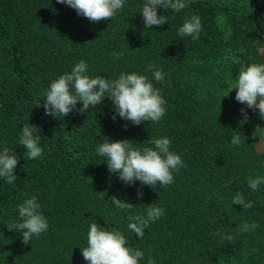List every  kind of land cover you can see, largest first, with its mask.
<instances>
[{
  "label": "trees",
  "instance_id": "1",
  "mask_svg": "<svg viewBox=\"0 0 264 264\" xmlns=\"http://www.w3.org/2000/svg\"><path fill=\"white\" fill-rule=\"evenodd\" d=\"M144 2L125 0L113 19L91 22L57 0H0V151L7 146L19 157L16 181L0 178V264H89L81 250L92 223L123 232L127 246L144 252L139 264L149 256L156 264H264V184L248 186L250 177L264 176V150L254 133L259 117L229 87L241 65L264 64V0H186L179 12L158 6L168 23L151 29L140 12ZM193 15L202 23L195 41L178 36ZM120 51L122 58L112 57ZM80 60L93 78L146 75L160 89L166 114L135 125L106 96L84 112L78 102L67 116L47 115L46 90ZM149 64L165 74L163 83L146 70ZM25 124L40 129L37 159L18 143ZM236 135L241 143L232 145ZM164 137L185 162L166 188L126 185L97 152L105 138L142 149ZM236 193L254 206L232 205ZM32 196L49 228L25 244L19 230L6 226ZM113 196L133 204L131 212L117 209ZM152 204L165 214L139 238L127 217L146 214ZM244 222L258 227L240 232ZM217 231L233 241H221Z\"/></svg>",
  "mask_w": 264,
  "mask_h": 264
},
{
  "label": "clouds",
  "instance_id": "2",
  "mask_svg": "<svg viewBox=\"0 0 264 264\" xmlns=\"http://www.w3.org/2000/svg\"><path fill=\"white\" fill-rule=\"evenodd\" d=\"M57 3L66 4L91 22H100L113 19L123 9L125 0H57ZM158 6L179 12L188 5L186 0H145L140 11L145 28L151 29L152 26L168 23L167 16L157 14ZM201 30L200 17L193 15L179 28L178 36L181 38L191 36L195 41L199 38ZM124 54L123 51L111 53L112 57L117 59L122 58ZM146 70L153 72L155 81L160 83L165 81V74L155 65H147ZM88 72L87 62L80 60L70 72L60 75L51 82L49 89L46 90L43 105L47 115L57 118L67 116L78 102L83 104L79 111L84 112L101 104L106 96L112 100L119 117L135 125L142 121L158 123L166 114V102L160 89L154 87L146 75L121 72L117 79L109 80L101 76L90 77ZM232 89L237 90L235 99L239 103L246 104L254 111L258 109L260 117L264 119V64L253 63L242 68L238 80L231 84L230 91ZM241 113L247 119V113L243 108ZM112 118L115 120L116 116ZM39 132L37 126L25 124L19 136L18 143L27 150L29 159H37L42 155ZM151 143L154 147L140 149L134 147L132 141L127 139L110 141L105 138L104 142L99 144L97 152L105 158L109 172L118 173L119 179L126 185L139 181L141 185L154 188L159 183L161 188H166L174 182L173 173H178L185 166V162L179 154L170 150V139L158 138ZM240 143L239 135L232 136V145ZM18 161L19 157L7 146L0 151V178L8 184L14 183L17 179L14 169ZM230 183L231 181H227L224 186L227 187ZM261 184H264V176L248 179V186L254 191ZM99 194L104 198V193ZM137 195L142 196V192L138 191ZM110 199L121 212H131L133 209V204L116 196ZM234 204L243 205V209H251L254 206V202H246L241 193H236L233 197L232 205ZM40 209L41 205L35 196L26 199L18 207L19 218L9 222L6 227L10 231L19 230L23 243L28 244L33 236L39 237L49 228L48 221ZM145 212L143 215L127 217L130 221L127 225L128 230L139 238H143L145 229L152 222L165 214V210L156 204L148 205ZM257 227V224L247 222L238 225L240 232H250ZM214 235L221 241L232 242L234 239L231 234L220 231ZM127 245L128 241L119 229L106 230L97 223H92L87 234V247L81 251L84 260L89 264H139L144 259V252ZM146 264L156 262L149 256Z\"/></svg>",
  "mask_w": 264,
  "mask_h": 264
},
{
  "label": "rangeland",
  "instance_id": "3",
  "mask_svg": "<svg viewBox=\"0 0 264 264\" xmlns=\"http://www.w3.org/2000/svg\"><path fill=\"white\" fill-rule=\"evenodd\" d=\"M242 68H245V67L243 65H241L240 69H239V72L241 71ZM236 80H238V77H237V79L232 80L230 82V84H229L230 89H231V84L233 82H235ZM232 91L236 93L237 90L236 89H232ZM255 111L258 113L257 117H259V124L254 127V133H255V135L257 137V144H258L259 149L264 150V119H262L260 117L258 109L255 110Z\"/></svg>",
  "mask_w": 264,
  "mask_h": 264
}]
</instances>
